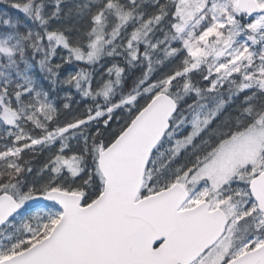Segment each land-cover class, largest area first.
I'll use <instances>...</instances> for the list:
<instances>
[{"label":"snow or ice","instance_id":"1","mask_svg":"<svg viewBox=\"0 0 264 264\" xmlns=\"http://www.w3.org/2000/svg\"><path fill=\"white\" fill-rule=\"evenodd\" d=\"M0 3V264H264V0Z\"/></svg>","mask_w":264,"mask_h":264},{"label":"trees","instance_id":"2","mask_svg":"<svg viewBox=\"0 0 264 264\" xmlns=\"http://www.w3.org/2000/svg\"><path fill=\"white\" fill-rule=\"evenodd\" d=\"M9 10L7 9V6L4 3H0V11H6ZM15 15V13H13Z\"/></svg>","mask_w":264,"mask_h":264}]
</instances>
